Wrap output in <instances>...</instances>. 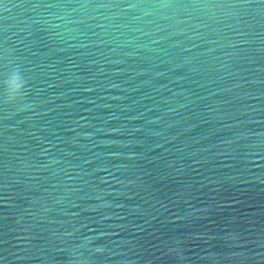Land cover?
Instances as JSON below:
<instances>
[{"label":"water","instance_id":"water-1","mask_svg":"<svg viewBox=\"0 0 264 264\" xmlns=\"http://www.w3.org/2000/svg\"><path fill=\"white\" fill-rule=\"evenodd\" d=\"M0 264H264V0H0Z\"/></svg>","mask_w":264,"mask_h":264},{"label":"clouds","instance_id":"clouds-1","mask_svg":"<svg viewBox=\"0 0 264 264\" xmlns=\"http://www.w3.org/2000/svg\"><path fill=\"white\" fill-rule=\"evenodd\" d=\"M5 87L8 102H13L23 96L26 82L18 69L9 76Z\"/></svg>","mask_w":264,"mask_h":264}]
</instances>
